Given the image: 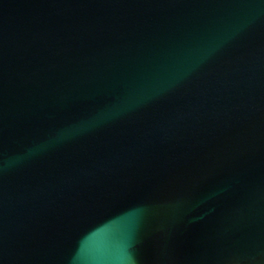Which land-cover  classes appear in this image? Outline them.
Segmentation results:
<instances>
[{"label": "water", "instance_id": "obj_1", "mask_svg": "<svg viewBox=\"0 0 264 264\" xmlns=\"http://www.w3.org/2000/svg\"><path fill=\"white\" fill-rule=\"evenodd\" d=\"M0 264H264V0H0Z\"/></svg>", "mask_w": 264, "mask_h": 264}]
</instances>
